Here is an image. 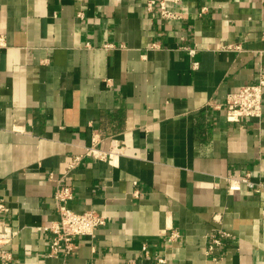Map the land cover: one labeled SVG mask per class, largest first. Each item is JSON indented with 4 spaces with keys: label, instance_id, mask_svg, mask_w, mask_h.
I'll return each mask as SVG.
<instances>
[{
    "label": "crops",
    "instance_id": "0c3cea01",
    "mask_svg": "<svg viewBox=\"0 0 264 264\" xmlns=\"http://www.w3.org/2000/svg\"><path fill=\"white\" fill-rule=\"evenodd\" d=\"M146 1L0 0V264H264V88L259 118L223 108L264 78V0ZM93 141L121 154L83 157L68 206L107 223L49 255L56 181Z\"/></svg>",
    "mask_w": 264,
    "mask_h": 264
},
{
    "label": "built area",
    "instance_id": "2783aa9c",
    "mask_svg": "<svg viewBox=\"0 0 264 264\" xmlns=\"http://www.w3.org/2000/svg\"><path fill=\"white\" fill-rule=\"evenodd\" d=\"M155 0H147L146 6L148 10H152ZM159 13L170 19L179 18L177 15L168 11L165 7L164 1L159 2ZM6 47V40L4 35H0V49ZM222 49L237 50L238 45H225ZM188 53L193 55L195 49L187 48ZM196 66V63H194ZM264 88V78L260 76L256 83L243 85L236 92L229 93L226 96L224 110L226 119L229 122H239L244 118H259L262 114V97ZM122 147L119 145L111 144L107 149L99 148L96 143L83 148L81 155L72 157L68 167L63 175L56 181L55 189L53 192V199L55 201L57 220L50 223V225L43 227L45 231L50 234V251L49 255H56L59 249H63L66 253L74 250L76 247L74 239L79 236L93 237L95 232L104 227L107 223L105 214L100 213L94 209H89L83 212H76L69 208L68 202L72 199V189L68 183H65L64 178L68 173L74 169L75 165L83 157H91L111 163V161L121 154ZM51 176V175H50ZM239 183H244L247 187L258 190L259 185H255L249 180L246 175L238 181H230V187L237 189ZM134 195L137 193L134 192ZM8 213L7 205L0 199V215ZM19 230L12 225L4 224L0 228V257L9 259L10 253L4 251L3 248L10 245L15 237L18 235ZM178 237V233L172 232L168 240ZM214 244H219V239H213ZM212 248L208 247V251ZM153 264H165V259L157 258Z\"/></svg>",
    "mask_w": 264,
    "mask_h": 264
}]
</instances>
